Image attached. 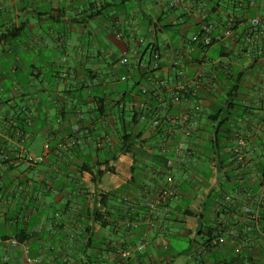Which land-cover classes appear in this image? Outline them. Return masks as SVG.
I'll use <instances>...</instances> for the list:
<instances>
[{
  "label": "crops",
  "instance_id": "obj_1",
  "mask_svg": "<svg viewBox=\"0 0 264 264\" xmlns=\"http://www.w3.org/2000/svg\"><path fill=\"white\" fill-rule=\"evenodd\" d=\"M115 4L117 0H0V151L4 154H0V264H224L231 255L246 252L264 262V233L244 214L245 205L258 211L264 197L263 62L255 65L236 58L228 62L211 57L220 44L214 45L206 58L211 76L220 61L234 66L235 75L243 73V105L247 109L230 144L238 134L246 133L255 149L243 174L236 171L240 190L221 195L220 187H228L226 174L231 168L220 169L212 154H204L208 136L203 128L215 108L212 98H205L194 130L179 132L174 139L173 144L183 141L192 150V155L187 154L189 166L169 173L156 156L164 137H153L139 118L133 122L126 104L137 92L133 85L121 86L143 80L142 65L149 63L152 54V24L162 31L157 45L170 47L160 51L162 64L155 75L172 86L171 59L176 47L161 25L166 19L173 20L190 38L196 25L205 24L209 7L194 0ZM218 10L222 22L233 14L239 16L238 30L252 16L241 7ZM117 33L123 39H117ZM222 43L235 49L238 38ZM123 57L128 58V64L120 63ZM197 69L196 64L186 65L189 74ZM122 76L128 79L121 81ZM34 94L37 102L32 101ZM97 99L102 113L94 103ZM188 106L191 102L182 104V109ZM22 111L29 122H25L26 139L19 143L12 127H21L17 113ZM124 127L140 135L141 151L118 154L111 162L113 171L94 178L98 167L93 174L86 168L95 166L105 151L117 144ZM97 140L104 141L101 151ZM45 143L50 147L45 161L28 165L22 149L41 155ZM160 165L159 178L154 180L153 169ZM171 184H175L176 196L155 211L151 227L149 216L140 219L136 208L159 185ZM110 192L103 203L101 195ZM126 208L129 215H125ZM96 213L104 214L108 227L94 221ZM201 223L217 230L213 237L221 236L224 242L217 244L213 239L212 245L217 247L212 249L205 247L204 241L198 243L196 239L204 237ZM144 239L145 248L132 251ZM171 239L188 240V247L181 252L188 257H178Z\"/></svg>",
  "mask_w": 264,
  "mask_h": 264
},
{
  "label": "trees",
  "instance_id": "obj_2",
  "mask_svg": "<svg viewBox=\"0 0 264 264\" xmlns=\"http://www.w3.org/2000/svg\"><path fill=\"white\" fill-rule=\"evenodd\" d=\"M128 0H117V5H123L125 2ZM196 4L203 5L209 7L208 10V17L204 19L205 24L213 26V35L216 37H219L222 33V31L226 29H232L235 31V34L239 36V38L242 36V31L245 28L237 29L239 26V20L238 18H235L234 21L230 22V24L227 22H222V18L219 14V8H223L227 11L228 9H231L233 11L235 8H245L246 12L248 13L249 16L253 15L254 12H251V10L248 7L249 1L248 0H243V2H240V0H194ZM115 4V6H117ZM185 17V16H183ZM229 19V18H228ZM168 19L165 20V22L161 25V28L165 30L171 37L173 45L176 47L174 49V52H186V49L190 44L194 47L195 52L191 54V60L185 59L184 64L187 65H199L202 64L206 61V58L208 54L211 52V49L214 47L216 44H220L218 47H215V49L210 53V56L213 58H226L229 60L228 62L232 61L233 58H237L236 55L233 54L234 49L226 47L225 43L218 42L217 39L213 41L211 45H202L201 43H193L191 42V37L187 38L186 35L183 33V28L182 26H179L178 23L177 25L173 23V20H170V22L167 21ZM217 21V22H216ZM212 22H215L212 23ZM231 25L232 28L229 26ZM152 29H153V41L150 44L151 52L152 54L149 55V63L147 64L146 68V73L142 72V75H148L152 78H156L155 73L160 70V67L157 69H151V64L154 59L155 53L160 57V51L164 47H160L159 44L157 45V40H158V35L162 33L161 30L157 29V24H152ZM194 33H197L199 31V27L196 25L195 28H193ZM222 36V35H221ZM220 36V37H221ZM170 47L167 46L164 49H169ZM210 57V58H211ZM191 61V64H190ZM227 62V63H228ZM226 62L220 61L218 66L214 65L211 67L212 69L214 68L216 73L213 76L212 80L209 82L208 85V95L212 98V104L215 107L214 111H212L208 118H207V123L205 124V132L207 133V141H206V147L204 148V154H212L213 157H211L213 162H216L219 165L220 169H223L224 167L231 168L230 172L226 174V182L228 183V187H225L224 185L220 187V194H230L232 191L236 189L237 191L240 190V187L236 185V183L239 181L238 179V172H243L245 166L249 161H244L242 164L237 161V158L235 157L234 152L231 149V137L234 129H237L238 126V121L241 119L245 112H246V107L243 105L244 97L246 96V85L243 82V73H238L235 75L237 72L234 70V66H231L230 64H227ZM257 65V63H254ZM233 67V68H232ZM207 72V71H206ZM208 75H210L208 73ZM141 82L136 80L135 83L133 84L132 90L137 92V95H139V89L138 86ZM217 84V86H216ZM216 86V87H215ZM219 87V89H217ZM207 97V96H206ZM96 99V97H94ZM131 100V99H130ZM94 103L96 107L99 109V111L102 113V105L100 100H94ZM152 106H155L156 103H152ZM170 111V110H169ZM130 112L132 113V117L134 118L133 122L138 121V115L139 112L136 110H131ZM172 112V111H171ZM173 112H175L173 110ZM202 113V112H201ZM200 113V114H201ZM199 114V115H200ZM197 116L198 118H201L200 116ZM17 121L20 124L21 127L25 128V122L28 117L27 113L22 111L20 113H17ZM136 119V120H135ZM13 129H17V126L12 127ZM151 134H153V137H159L164 133V131L167 129L166 127H161L158 129H153L150 128ZM192 132V131H191ZM163 137V136H161ZM140 135L135 134L132 130H128L126 127L122 128V132H120V137L118 139L117 144L113 145L112 147H109L108 150L105 151L103 154L101 161H99L95 166L91 165L90 167H87V171L91 172L93 174V169L95 167H98V172L94 175V178H99L102 177L104 174L112 172L113 167L111 165V162L116 161L117 155L118 154H127L129 152H133L134 150L141 151L142 147V142L139 141ZM100 140L96 141L97 142ZM176 144V143H175ZM174 144V145H175ZM138 145V146H137ZM173 145V147H174ZM171 147V146H170ZM230 148V150H229ZM104 148L98 147L97 150L101 151ZM225 150H227V153H224ZM187 153H190V155L193 154L191 149L187 150ZM174 153L172 151H169L168 153H161L159 150V147L157 148V158L159 159L160 163L163 164V167L165 169V161L168 157H173ZM226 156V157H225ZM207 161V160H206ZM247 162V163H246ZM160 166H155L153 169V173L151 178L155 180L159 178V172H160ZM100 167H104L103 170L100 169ZM180 168L186 167V166H179ZM134 173H139L136 168H133ZM143 172V171H142ZM243 174V173H241ZM262 180H261V185H264V168L263 172L261 174ZM135 178L133 177L131 182H134ZM232 183H235V186H231ZM172 186L175 188V184L167 185L165 187ZM162 185H159L158 188L154 192L149 193L147 195V198H145L144 204L136 208V212L138 216L141 214L142 217L144 218L146 216H149V221H150V226L154 227V213L150 212V209L146 206V203L149 199H153L155 194H157L161 189ZM148 194V193H147ZM108 195H112L110 192L109 194H102L101 199L102 202L105 203ZM176 196V188H175V195H173L170 198H173ZM166 200V202L168 201ZM164 202V203H166ZM125 203V202H124ZM164 203L160 204L162 206ZM158 207V208H159ZM157 208V209H158ZM252 209L255 211L257 214V218L251 220L248 218L246 215L245 219L251 223H257L259 227H261V231L264 233V197L262 199V203L259 204L258 206V211H256L253 207ZM125 215H129L130 209L126 208L125 210ZM245 214V213H244ZM132 217V215H131ZM94 221L96 223H99L102 227H108L109 222L105 220L104 214L96 213L94 217ZM202 226V234L204 235V246L205 247H210L212 249L213 247L216 248L217 245L213 246L212 245V240L216 239L217 244L218 243H223L224 238L222 240H219V237L215 238L213 237L216 233L217 230L212 228L210 225H204L201 223ZM207 237V238H206ZM147 244V240H143L141 243L137 244L132 248V251H142ZM143 245L142 249H138L139 246ZM195 264H204L203 262H197ZM224 264H264V262L260 263L258 260L253 258L252 254L249 252L246 253H237L235 255H231L229 261H225Z\"/></svg>",
  "mask_w": 264,
  "mask_h": 264
},
{
  "label": "built area",
  "instance_id": "obj_3",
  "mask_svg": "<svg viewBox=\"0 0 264 264\" xmlns=\"http://www.w3.org/2000/svg\"><path fill=\"white\" fill-rule=\"evenodd\" d=\"M248 1V7L250 10L261 9L263 12L248 17L247 24L245 25V29L242 31V36L240 38L235 34V29L233 30L231 25L229 26L230 22L234 21L235 18H238V20L240 18L233 14L228 20V26L232 29L222 31V36L220 35L221 37L219 36L215 38L213 35V26L204 24L199 28L197 33H194L191 36V42L201 43L205 46L211 45L215 39H217L218 42H221L231 37L238 38V45L233 52V54L237 56L236 59L245 60L250 63L263 62L264 64V0ZM172 2L173 4H178L181 3L182 0H172ZM240 2H243V0H240ZM116 37L119 40L123 39V35L120 33H117ZM194 52L195 49L191 44L187 47L186 52H173L171 67L174 69V83L172 86H169L163 81H159L157 78L142 75L143 80L138 86L139 95L136 94L133 96L126 104L129 109L139 112V120L144 121L148 127L158 129L167 126V129L162 133L164 138L158 143V147L163 154L168 153L169 151L174 153L173 157H168L165 161V170L169 173L176 167L189 166L187 154L190 153H187L188 149L185 147V143L183 141H178L174 145L173 142L179 132L188 134L194 130V127H196L197 116L203 110L206 96H209L207 94L209 82L214 76L207 74L206 61L197 65L198 69L193 74H189L186 71L187 64H184V60L187 58L188 60H191V54ZM120 63L123 65L128 64V58L123 57L120 60ZM160 63L161 60L159 53L158 55L155 53L151 69L159 68ZM210 64H212V62H210ZM142 67L144 68L142 72L146 73L147 64L142 65ZM127 79L128 76H122L120 78L121 81ZM37 100L38 97L34 94L32 101L37 102ZM152 100H156L155 106L151 105ZM190 102L192 106H188L187 109L183 110L182 104ZM172 109H177L178 113L171 112L173 111ZM83 117V114L80 113L79 119L82 120ZM26 122H29L28 119H26ZM76 131H78V127H76L75 132ZM14 133L15 138L19 143L25 141L26 133L24 127H18L15 129ZM106 141L107 144L110 145V139L106 138ZM250 141L249 135L243 133L238 134L231 144V149L234 152L237 161L241 164L255 154L254 146L253 144L251 145ZM103 144V140L97 142L98 147H102ZM49 148V144L45 143L44 152L41 155H34L27 149L23 148L22 154L24 161L30 166L42 164L49 152ZM0 154L4 157L2 150L0 151ZM173 195H175V188L172 186L163 187L157 194H155L153 199L147 201L146 206L150 209L151 213H154L160 204L166 202V200ZM244 213L251 220L257 218V214L252 209L251 205L244 206ZM228 232L231 235L235 234L234 230H229ZM219 240H222L221 236L219 237ZM12 243L13 245H16L18 242L14 240ZM142 248L143 245L138 247V249ZM29 262L31 261L29 260Z\"/></svg>",
  "mask_w": 264,
  "mask_h": 264
},
{
  "label": "rangeland",
  "instance_id": "obj_4",
  "mask_svg": "<svg viewBox=\"0 0 264 264\" xmlns=\"http://www.w3.org/2000/svg\"><path fill=\"white\" fill-rule=\"evenodd\" d=\"M229 11H231V9H228ZM134 83L132 82V81H130V82H127V83H122L121 84V86L122 87H127L128 85L130 86V85H133ZM39 142L41 141L40 139L38 140ZM205 240V238L204 237H200V238H197L196 239V241L198 242V243H203V241ZM167 242H169V240H167ZM171 242L172 243H175L174 244V247H173V250L175 251V253L177 252V254L179 255L178 257H184V258H186V257H188L187 255H185V254H181V252L183 251V249H186L187 247H188V240H185V241H183V240H181V241H177V240H174V239H171ZM187 264H194V262H191V261H189V263H187Z\"/></svg>",
  "mask_w": 264,
  "mask_h": 264
}]
</instances>
